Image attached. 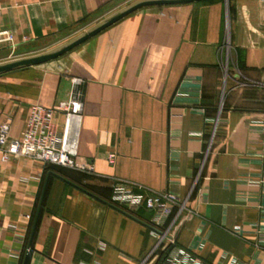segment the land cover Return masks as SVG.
Instances as JSON below:
<instances>
[{"label": "crops", "instance_id": "obj_1", "mask_svg": "<svg viewBox=\"0 0 264 264\" xmlns=\"http://www.w3.org/2000/svg\"><path fill=\"white\" fill-rule=\"evenodd\" d=\"M133 1L0 0V31L14 51L48 50ZM73 78L83 81L77 161L93 173L0 161V264H141L155 250L154 264L152 215L111 204L116 181L188 198L196 214L177 216L175 245L201 262L264 264V0L143 8L56 60L0 75V125L17 137L33 106L68 98Z\"/></svg>", "mask_w": 264, "mask_h": 264}, {"label": "built area", "instance_id": "obj_2", "mask_svg": "<svg viewBox=\"0 0 264 264\" xmlns=\"http://www.w3.org/2000/svg\"><path fill=\"white\" fill-rule=\"evenodd\" d=\"M0 45H8L11 52H14V40L9 31H0ZM220 50L225 52L223 68L227 71L230 51L227 24ZM70 82L71 90L67 99L49 108L33 106L30 109L24 129L17 137L10 136L8 124L0 125V161L2 163L12 158H24L46 166L55 165L88 174L93 173L92 166L82 165L77 161V135L82 116L83 81L73 78ZM199 111L203 112V109ZM56 114L62 118L59 127L54 123ZM209 122L213 124V128L217 124V120H209ZM213 132L214 130L211 134ZM195 135L190 134L191 137ZM210 144L208 143L204 155L209 152ZM114 159V154H108L107 163L113 165ZM204 193V190L199 191L200 198ZM110 201L111 204L130 215L141 210L151 213L152 234L157 240L156 247L161 249L155 257L154 264H207L196 258L192 250H185L175 245L176 234L173 224L177 216L184 211L187 216L196 214L195 210L187 209L188 198L179 199L171 192H154L144 190L142 186L131 182L116 181L111 186ZM173 212L175 217L173 221H170ZM260 221L256 232V247L262 249L264 248V214L261 215ZM233 233L239 232L235 230ZM150 255L141 264H145ZM231 264L236 262L232 260Z\"/></svg>", "mask_w": 264, "mask_h": 264}, {"label": "water", "instance_id": "obj_3", "mask_svg": "<svg viewBox=\"0 0 264 264\" xmlns=\"http://www.w3.org/2000/svg\"><path fill=\"white\" fill-rule=\"evenodd\" d=\"M199 1H205V0H135L129 3L128 5L118 9L117 11L113 12L112 14L108 15L107 17L101 19L99 22L87 28L80 34L74 36L73 38L53 48H50L48 50H45L43 52H39L36 54L23 56V57H17V58H13L10 60H5V61L0 62V75L9 73L15 70H19V69L41 65L49 61L55 60L67 54L69 51L73 50L80 44L92 38L93 36L101 33L102 31L110 27L111 25L115 24L116 22L122 20L123 18L133 14L134 12L140 9L148 8V7H164V6H169V5L188 4V3H194V2H199ZM45 184H44L43 191H42L39 203H38L34 223L31 228V232H30V236H29V240L27 244V252L30 248V243H31L33 232H34L37 216H38V213L41 207L42 195L44 192ZM25 260L26 258H24L23 264L25 263Z\"/></svg>", "mask_w": 264, "mask_h": 264}, {"label": "rangeland", "instance_id": "obj_4", "mask_svg": "<svg viewBox=\"0 0 264 264\" xmlns=\"http://www.w3.org/2000/svg\"><path fill=\"white\" fill-rule=\"evenodd\" d=\"M75 34H76V31L74 33H72V34H67L66 36H63L62 38H59V41L57 42V44L58 43H62V41H65V39H68V38L70 39ZM55 45H56V43H55ZM43 51H45V50H41V51L38 50V51H35V52H20V51L18 52V51H14V52H10V54H9V52H8V54H7V52H5L2 55H0V62L5 61V60H10V59H13V58H17V57H23V56L36 54V53L43 52Z\"/></svg>", "mask_w": 264, "mask_h": 264}]
</instances>
